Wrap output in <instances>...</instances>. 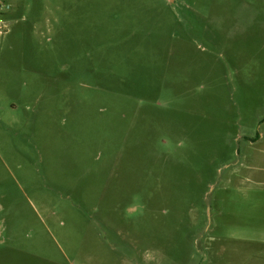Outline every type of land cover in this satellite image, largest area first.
<instances>
[{
	"label": "rangeland",
	"instance_id": "obj_1",
	"mask_svg": "<svg viewBox=\"0 0 264 264\" xmlns=\"http://www.w3.org/2000/svg\"><path fill=\"white\" fill-rule=\"evenodd\" d=\"M0 1V264H264V0Z\"/></svg>",
	"mask_w": 264,
	"mask_h": 264
},
{
	"label": "crops",
	"instance_id": "obj_2",
	"mask_svg": "<svg viewBox=\"0 0 264 264\" xmlns=\"http://www.w3.org/2000/svg\"><path fill=\"white\" fill-rule=\"evenodd\" d=\"M253 141H254V143H256L255 140H253ZM256 141H257V139H256ZM258 143L260 144V147H261L260 159L257 162L256 159L253 157V159L256 163H253L252 158H251L250 164L253 166L258 165V168H257V169H259L258 171L264 172V134H263V136L262 135L260 136V138L258 139ZM258 143H256V144H258ZM251 145H253V144H251ZM258 224H259V228H264V211H262V213L259 215Z\"/></svg>",
	"mask_w": 264,
	"mask_h": 264
},
{
	"label": "built area",
	"instance_id": "obj_3",
	"mask_svg": "<svg viewBox=\"0 0 264 264\" xmlns=\"http://www.w3.org/2000/svg\"><path fill=\"white\" fill-rule=\"evenodd\" d=\"M8 8V7H7ZM6 6L3 4L2 1H0V13L4 10L7 9Z\"/></svg>",
	"mask_w": 264,
	"mask_h": 264
}]
</instances>
